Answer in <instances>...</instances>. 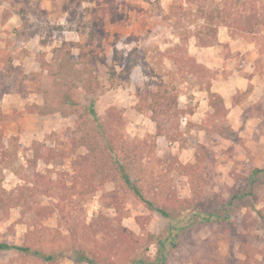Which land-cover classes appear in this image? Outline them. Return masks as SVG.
<instances>
[{"label": "rangeland", "instance_id": "rangeland-1", "mask_svg": "<svg viewBox=\"0 0 264 264\" xmlns=\"http://www.w3.org/2000/svg\"><path fill=\"white\" fill-rule=\"evenodd\" d=\"M214 64L247 79L218 104ZM254 168L264 0H0V242L32 249L0 250V264L154 259L170 221L123 173L182 227L166 264H264Z\"/></svg>", "mask_w": 264, "mask_h": 264}, {"label": "trees", "instance_id": "trees-1", "mask_svg": "<svg viewBox=\"0 0 264 264\" xmlns=\"http://www.w3.org/2000/svg\"><path fill=\"white\" fill-rule=\"evenodd\" d=\"M89 11L95 15L97 8H91ZM222 14H224V11L222 12ZM256 20H257V17H256ZM98 23H99V21H98ZM208 25L212 28L214 26V24H211V23ZM210 27H206V28L209 29ZM215 34H216V32H215ZM209 44H211V43H209ZM209 44L205 43L204 45L208 46ZM215 98L217 100L216 101L217 104H218V102L219 103L223 102V98L217 93H215ZM257 173H264V168H262V169L254 168L252 170L251 175H250L252 180L256 178ZM122 176H123L124 182L129 187V189L132 190V192L134 193V196L136 197L137 200H139L148 209H151V210L158 212L162 217H164L170 221V225L166 229V231L168 233L164 236L156 237L157 238L156 239V248H157L156 254L157 255L155 256V258L152 260H148V259H145L144 257H137V258L133 259L130 264H166L167 259H168V248L176 246L178 230H181L182 227H178V226L171 227V224L173 222V220H171V214L166 209H164L162 207L155 206L152 201L147 199L143 195V193L139 189V187L130 179L128 174L123 173ZM250 184H252V183H250ZM238 197H242V196L237 195V194L232 196V198H238ZM211 216H212L211 213L205 214L201 220H208L209 221L212 219ZM174 228L176 229V231H172ZM0 250H19V251H24V252L28 251L29 252L32 249L30 247H27V246H18V245L7 243V242H0ZM33 252H34V254H38L44 261H51L54 259L53 254H43V253L39 252L38 250L37 251L33 250ZM71 258H72V260H74L76 262H87L88 264H98L92 257H90L87 254H85L84 252L76 250V249H74L72 251Z\"/></svg>", "mask_w": 264, "mask_h": 264}, {"label": "crops", "instance_id": "crops-1", "mask_svg": "<svg viewBox=\"0 0 264 264\" xmlns=\"http://www.w3.org/2000/svg\"><path fill=\"white\" fill-rule=\"evenodd\" d=\"M226 39H232L230 36H228V34H226ZM218 41L219 42H221V39H218ZM216 47H218V46H207V47H198V51H197V53H196V55H195V57L197 58V60H198V58H201V57H204V58H206L205 57V55L208 57V56H210V55H208L210 52H215V51H213V50H215V48ZM213 49V50H212ZM247 50V49H246ZM241 52H244V51H241ZM246 53H248V55H245V57L247 58V56L249 57H251V56H253V58H256V57H254L255 55H254V53L253 52H250V51H245ZM216 55H217V53H216ZM209 58H212L213 60H216L215 59V56H213V57H208L207 59H205L204 60V64L207 66V67H209L210 68V65H208V64H212V59H210L209 60ZM252 58V57H251ZM206 60H208V61H210V62H208V63H206ZM225 60V59H224ZM227 60H230L229 58H227ZM222 63V62H221ZM220 64V63H219ZM213 67H215V64H214V66ZM216 69L218 68V69H220V71H221V74H220V76H222V75H224L223 77H216V78H213V79H211V83H213V85L212 86H210V91L211 90H215L219 95H221L223 98H228V99H230V97H231V95L232 94H234L235 92H236V90L239 88V87H241L242 86V84H245L246 83V81L245 80H247V79H245L244 77H239V76H237V75H235V74H233V73H236L235 71L234 72H232V70H229V66H226V67H223V66H221V67H219V66H217V67H215ZM237 77V78H236ZM240 79H244V82L243 81H241ZM236 83H235V82Z\"/></svg>", "mask_w": 264, "mask_h": 264}]
</instances>
